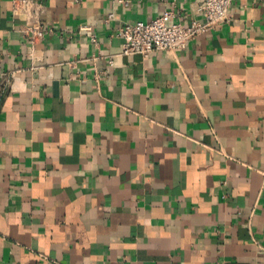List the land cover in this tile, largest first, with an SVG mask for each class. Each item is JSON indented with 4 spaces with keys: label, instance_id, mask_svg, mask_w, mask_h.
Here are the masks:
<instances>
[{
    "label": "crops",
    "instance_id": "1",
    "mask_svg": "<svg viewBox=\"0 0 264 264\" xmlns=\"http://www.w3.org/2000/svg\"><path fill=\"white\" fill-rule=\"evenodd\" d=\"M20 1L0 0V264H264V0L147 56L125 23L204 0Z\"/></svg>",
    "mask_w": 264,
    "mask_h": 264
},
{
    "label": "built area",
    "instance_id": "2",
    "mask_svg": "<svg viewBox=\"0 0 264 264\" xmlns=\"http://www.w3.org/2000/svg\"><path fill=\"white\" fill-rule=\"evenodd\" d=\"M231 3L232 0H204L200 7L201 19H191L187 24L172 21L174 14L170 11L148 21L127 22L119 29L122 53L147 56L156 50L184 49L196 36L223 25L228 20ZM19 4L27 5V1L21 0ZM111 17L109 14L106 20ZM48 31L39 24L30 26V42L42 38Z\"/></svg>",
    "mask_w": 264,
    "mask_h": 264
}]
</instances>
